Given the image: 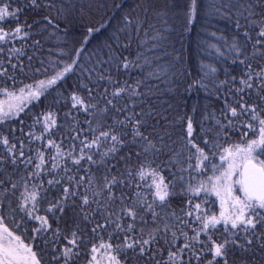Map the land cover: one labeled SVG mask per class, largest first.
Here are the masks:
<instances>
[{
  "label": "snow or ice",
  "instance_id": "6c2138e0",
  "mask_svg": "<svg viewBox=\"0 0 264 264\" xmlns=\"http://www.w3.org/2000/svg\"><path fill=\"white\" fill-rule=\"evenodd\" d=\"M0 264H264V0H0Z\"/></svg>",
  "mask_w": 264,
  "mask_h": 264
},
{
  "label": "trees",
  "instance_id": "16d2710c",
  "mask_svg": "<svg viewBox=\"0 0 264 264\" xmlns=\"http://www.w3.org/2000/svg\"><path fill=\"white\" fill-rule=\"evenodd\" d=\"M131 2V0H129ZM205 3H207V0H204ZM29 16V22H31L32 18H34L33 14H28ZM213 23L216 24V26L220 29V32L225 33V34H230L233 31L234 26L228 22V21H213ZM204 24V18L201 17L195 21H193V24L190 26L191 31L185 34V40L184 44L185 47L188 49V52L186 53L188 57V62H187V68L189 71L192 73L193 77H196L197 74L199 73V68H200V61L202 58L207 57V59L204 60L205 63H211L212 58L208 57V53L206 52H201L197 48V44L205 38V30L202 28V25ZM212 31H215V28L211 29ZM220 33H218L219 35ZM100 39H103V37H99ZM211 43H215L214 40H211L208 38ZM54 43V41H53ZM176 47L179 49L180 44L177 43ZM133 48H135V45H133ZM209 51H213L209 49ZM229 70L232 71L233 68L230 66ZM236 73L240 71L239 68L234 69ZM220 79H224L223 73L221 72L220 74ZM184 98L187 101V105L189 109L194 106V105H204L205 103H215L213 100L207 99L202 92H197L195 90L191 91L190 93H185ZM83 119V116L80 117ZM173 205H177L179 203V200L176 199L173 202ZM218 210V206H217Z\"/></svg>",
  "mask_w": 264,
  "mask_h": 264
}]
</instances>
